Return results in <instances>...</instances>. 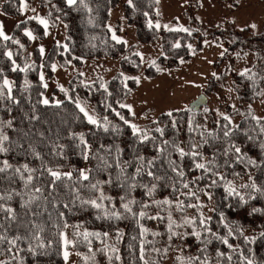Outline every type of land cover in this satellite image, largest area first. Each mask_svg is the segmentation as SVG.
Masks as SVG:
<instances>
[{
	"label": "trees",
	"instance_id": "obj_1",
	"mask_svg": "<svg viewBox=\"0 0 264 264\" xmlns=\"http://www.w3.org/2000/svg\"><path fill=\"white\" fill-rule=\"evenodd\" d=\"M24 1L44 11L53 27H66L64 45L53 44L44 63L48 78L54 63L81 70L86 60L111 59L118 71L107 81L74 73L60 90L62 101L45 104L40 55L37 49L28 53L24 33L42 38L43 28L30 14L22 18L21 0L1 4L5 15L21 20L10 38L0 36V236L7 237L0 241V264H64L67 228L76 264H264V119L247 107L264 96V32L166 31L154 26L157 0H129L124 17L136 44L125 46L107 30L120 0ZM204 40L224 44L227 53L254 55L250 69L231 75L243 108L229 114L237 124L217 119L205 106L160 114L134 131L122 107L137 88L134 76L155 78L177 68ZM156 43L160 55L143 65L138 47ZM216 89L209 79L203 94ZM80 103L91 108L96 123L87 121ZM85 166L88 179L81 174ZM85 232L100 235L86 240ZM16 237L22 239L13 246Z\"/></svg>",
	"mask_w": 264,
	"mask_h": 264
},
{
	"label": "rangeland",
	"instance_id": "obj_2",
	"mask_svg": "<svg viewBox=\"0 0 264 264\" xmlns=\"http://www.w3.org/2000/svg\"><path fill=\"white\" fill-rule=\"evenodd\" d=\"M3 1L0 0V6ZM127 3L129 0H120L119 4L111 9L107 30L115 42L131 46L136 44V37L134 28L125 21L124 5ZM20 11L22 18L30 14L43 28L42 38L30 30L24 31L26 35L30 32L32 37L27 35L30 41L28 53L37 49L40 55L39 78L44 87L43 102L47 100L48 103L59 104L62 101L60 90L66 88L74 73H80L89 80L99 77L107 81L118 71L117 61L111 59L86 60L81 70L73 67L62 68L58 63H54L52 67L54 76L52 79L48 78L44 63L53 44L64 45L66 27L62 22L53 27L44 11H39L34 5H26L24 0H21ZM157 16L154 26L166 31L192 32L197 28L206 30L223 27L227 31L236 32L249 29L256 35L264 32V0H157ZM41 19L47 22V27L39 22ZM20 20L5 15L0 8V26L8 38L11 37L14 25ZM1 38L4 39L2 36ZM158 45L156 43L138 47L137 53L143 65L147 66L157 59L160 55ZM41 48L43 53L40 51ZM254 59L251 52L227 53L224 44L204 40L200 51L193 53L190 60L181 62L177 68L164 70L155 78H147L139 72L134 76L136 90L122 103V107L132 116L130 125L132 128L135 126L136 132H141L160 114L188 109L190 103L204 93L209 79H213L217 89L215 94L207 96L206 112H211L217 119L228 117L231 125L235 126L239 118L229 117V114L234 111L242 112L243 108H240L233 91L231 75L244 74L254 65ZM4 85L11 90L12 81L5 79ZM54 89L56 94L53 92ZM247 107L257 118L264 119V96ZM78 108L84 109L82 111L84 115L87 113L85 117L89 123H91L89 117L96 121L89 106L80 103ZM86 168V166L82 168L81 174H87ZM69 229L62 234L63 260L64 264H76L78 255L68 248L72 242ZM65 237L70 241L67 248L64 245ZM65 250L69 253L67 261L64 259Z\"/></svg>",
	"mask_w": 264,
	"mask_h": 264
},
{
	"label": "snow or ice",
	"instance_id": "obj_3",
	"mask_svg": "<svg viewBox=\"0 0 264 264\" xmlns=\"http://www.w3.org/2000/svg\"><path fill=\"white\" fill-rule=\"evenodd\" d=\"M130 2H131V0H130ZM67 3H68L69 5H73V4L77 3V0H67ZM39 22H40L41 24H44L45 27H47V22H46L45 20H42V19H41ZM253 27H255V25H253ZM27 35H29V37L32 38L30 32L27 33ZM0 36H2L4 39H8V37L5 36L4 33H3V31H2V26H0ZM40 51H41V53H43V48H41ZM9 56H11V54H9ZM44 103L47 104L48 101L45 100ZM81 111H84V109L81 108ZM85 115H87V113H85ZM169 115H171V113H169ZM224 118H225V119H228V117H224ZM89 121H90L91 123H96V121L93 120L92 117H89ZM133 128H134V131H135V126H133ZM157 131H160V132L162 133L163 130H162V129H157ZM225 135H228V133L226 132ZM3 139H7V137H4ZM0 151H4V148H3L2 146H0ZM180 151H181V155H183V154H184V153H183V150H180ZM237 151H239V149H237ZM7 166H8V165H7V162H5V167H7ZM197 167H198V168H204V165H203V164H197ZM4 170H5L4 168H0V172H2V171H4ZM49 171L51 172V174H52L56 179H60V175H59L58 173H56V172H52L51 170H49ZM82 175H83V173H82ZM149 175H151V173H149ZM83 178H84V179H88V177H87L86 175H84ZM28 179H29V181H30V180H31V177L29 176ZM93 187H95V185H93ZM184 187L187 188L188 185L185 184ZM38 191H39V190H38ZM0 199H3V197H0ZM91 203L93 204V206H95V207H97V208L100 207V205L96 204V201H94V200L91 201ZM164 203L167 204V203H169V201L165 200ZM2 207H3V206L0 205V208H2ZM123 207L125 208L126 211H128V212H132V209H131V207H129L128 204H124ZM145 207H147V205H145ZM4 210H5V211H8V212H11V211H12L11 209H4ZM138 215H139V217L143 218L146 214H145L144 212H140ZM113 216H114L116 219H120V218H121L119 213H113ZM153 218H154V217H153ZM169 219H171V218H169ZM201 222L203 223V221H201ZM65 226H67V225H65ZM171 227H172V226H171V224H170V225H169V230H170V231H171ZM144 231L146 232L147 229H145ZM83 235H84V238L87 240L89 236H97V237H99L100 234H99V233H89V232H85ZM104 235L107 236V233H104ZM196 235H197V237H199V233H196ZM5 239H7V237H5V236H0V241H3V240H5ZM19 239H22V238H21V237H16L15 239L9 241V243H11V244H13V246H15L16 240H19ZM222 242L225 243V244L228 243V241H227L226 239H223ZM69 243H70V241H68L67 238L65 237V238H64V245H65V248H67V246L69 245ZM229 246H230V245H229ZM230 247H231V246H230ZM141 252H142L141 259H143V248L141 249ZM220 255H223V254L221 253ZM68 256H69V253H68L67 250H65V252H64V259H65L66 261H67V259H68ZM117 259H119V257H117ZM229 259H230V257H229ZM248 264H252V262H251V261H248Z\"/></svg>",
	"mask_w": 264,
	"mask_h": 264
},
{
	"label": "water",
	"instance_id": "obj_4",
	"mask_svg": "<svg viewBox=\"0 0 264 264\" xmlns=\"http://www.w3.org/2000/svg\"><path fill=\"white\" fill-rule=\"evenodd\" d=\"M206 105H207V97L204 94H201L193 102L190 103L188 109L197 112Z\"/></svg>",
	"mask_w": 264,
	"mask_h": 264
}]
</instances>
